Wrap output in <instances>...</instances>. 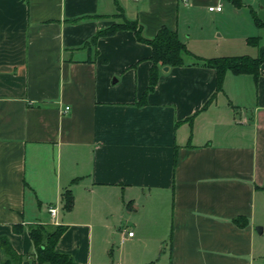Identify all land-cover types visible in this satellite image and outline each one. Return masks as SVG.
Returning <instances> with one entry per match:
<instances>
[{"label":"crops","instance_id":"1","mask_svg":"<svg viewBox=\"0 0 264 264\" xmlns=\"http://www.w3.org/2000/svg\"><path fill=\"white\" fill-rule=\"evenodd\" d=\"M217 4L221 11L208 10ZM203 8L245 15L232 37L253 50L240 55L262 54L255 11L243 2L0 0V243L21 254L22 264H33L29 231L37 224L66 226L55 249L79 264H123L103 244L115 238L150 243L125 264H258L264 61L257 79L226 72L206 105L215 70L185 55L184 65L160 66L154 90L138 105L150 45L127 29L92 42L126 18L145 38L166 26L193 47L197 37L186 23ZM5 258L0 244V264Z\"/></svg>","mask_w":264,"mask_h":264},{"label":"trees","instance_id":"2","mask_svg":"<svg viewBox=\"0 0 264 264\" xmlns=\"http://www.w3.org/2000/svg\"><path fill=\"white\" fill-rule=\"evenodd\" d=\"M230 2L235 7L242 5L241 0H225ZM253 20L258 27L264 26L256 14L251 10ZM122 16V15H121ZM127 29L134 32L138 41L147 43L151 47V66L149 68L148 84L142 95L136 103L142 105L146 103L147 95L152 92L156 86L160 66H181L184 65V56L191 55L201 61L203 66L213 68L216 73L215 92L208 99L206 105L213 101L217 92L222 91V83L226 72L233 74H251L254 79L258 78L259 68L264 61V51L260 56L251 57L249 55H233V56H217L211 58H200L191 53L186 45L180 41L177 32L166 26H161L152 38H145L141 33V26L138 22L123 18L122 22L109 26L106 29L97 31L92 38V42L102 35H110L117 30ZM258 37L246 38V43L255 45ZM205 105V106H206ZM193 116L186 120L191 122ZM63 208L69 210L72 206V195L70 189H65L62 193ZM240 218L234 219L235 222L242 224L245 222L239 221ZM64 225H41L37 224L30 228L29 234L33 240L36 251L33 259V264L50 263V264H79L75 262L70 255L58 252L55 245L64 232ZM5 252L6 258L1 264H22L23 256L17 253L7 241L0 243Z\"/></svg>","mask_w":264,"mask_h":264},{"label":"rangeland","instance_id":"3","mask_svg":"<svg viewBox=\"0 0 264 264\" xmlns=\"http://www.w3.org/2000/svg\"><path fill=\"white\" fill-rule=\"evenodd\" d=\"M243 3L251 4V7L256 13V16L264 21V0H241ZM223 7H227L226 2H222ZM245 12V10H242ZM238 14V20H236V16L234 13L231 14H218L216 12H209L207 8H203L200 11H197L194 16H191L190 20L186 23V28L188 29L187 34L192 33L193 37H197V41L192 40L193 47H187V49L193 53L194 55L200 58H211L217 57L221 55L231 56V55H240V54H250L247 53L251 51L250 47H241L236 44L234 37L237 22H241V20L245 19V15ZM252 16V14H251ZM251 16L248 13V20L251 23ZM242 18V19H241ZM253 18V17H252ZM257 30V34L259 36V46L264 43V27L254 28ZM199 36V37H198ZM202 36V37H200ZM205 40V41H204ZM230 41V42H229ZM197 52V53H195ZM253 54V50L251 51ZM201 54H205L204 56H208L212 54V56L202 57ZM214 54V55H213ZM217 54V55H215ZM231 54V55H228ZM194 59H196L193 56ZM259 227L264 228V225H258ZM127 230V229H126ZM133 230V229H131ZM135 231V230H133ZM127 232V231H126ZM136 232V231H135ZM259 244L261 246L262 257L256 258V262L258 264H264V232L260 233L258 236ZM106 250L110 254L111 259H115V261H119L123 264L129 262L127 257L132 253H138L139 249H141L144 245H149L150 243L145 241L144 239L141 243L131 244L130 242H124L117 240L108 239V242L103 243ZM157 256V255H156ZM110 259V260H111ZM154 259V262H158L159 259ZM160 262V261H159Z\"/></svg>","mask_w":264,"mask_h":264},{"label":"built area","instance_id":"4","mask_svg":"<svg viewBox=\"0 0 264 264\" xmlns=\"http://www.w3.org/2000/svg\"><path fill=\"white\" fill-rule=\"evenodd\" d=\"M208 10H210V11H221L222 10V5L221 4H217V5H214V6H209L208 7ZM68 109V107H66V110ZM48 211H49V213L53 216V215H55V212H56V210H55V208H53V207H49L48 208ZM133 234V232L132 231H128L127 232V235L128 236H131Z\"/></svg>","mask_w":264,"mask_h":264},{"label":"water","instance_id":"5","mask_svg":"<svg viewBox=\"0 0 264 264\" xmlns=\"http://www.w3.org/2000/svg\"><path fill=\"white\" fill-rule=\"evenodd\" d=\"M162 69H163V71H167L168 70V66L165 65V66H163Z\"/></svg>","mask_w":264,"mask_h":264}]
</instances>
